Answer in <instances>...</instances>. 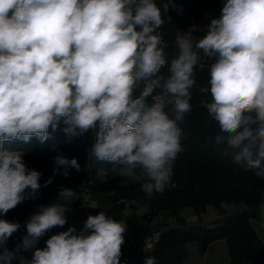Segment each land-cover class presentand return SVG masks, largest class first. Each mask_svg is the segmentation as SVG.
Segmentation results:
<instances>
[{"label": "clouds", "instance_id": "9594fccd", "mask_svg": "<svg viewBox=\"0 0 264 264\" xmlns=\"http://www.w3.org/2000/svg\"><path fill=\"white\" fill-rule=\"evenodd\" d=\"M173 9L172 0L162 6L156 0H0V217L42 187V173L4 143H44L49 128L61 123L69 138L95 130L88 159L141 182L147 196L175 187L177 121L192 110L201 60L211 61L202 91L211 95L206 107L219 125L216 143L264 178V0H224L204 35L177 31L169 54L159 30ZM61 168L67 177L80 164L57 155L54 174ZM76 198L62 188L61 202L39 206L12 250L7 242L22 226L0 218V264H121L126 223L103 211L90 214L82 229L70 226L37 247L51 229L64 227ZM28 251L30 258L23 255ZM144 264H156L155 258Z\"/></svg>", "mask_w": 264, "mask_h": 264}, {"label": "trees", "instance_id": "16d2710c", "mask_svg": "<svg viewBox=\"0 0 264 264\" xmlns=\"http://www.w3.org/2000/svg\"><path fill=\"white\" fill-rule=\"evenodd\" d=\"M162 6L167 0H156ZM224 0H172L176 9L170 10L165 23L159 30L168 45L166 52L175 48V33L190 30L199 37V31L206 28L212 18H218ZM182 9V10H181ZM211 61L201 60L194 69L195 84L190 89L192 110L177 121L181 130V151L174 162L172 182L161 194L154 192L150 197L142 190L141 182L118 176L107 162L89 160L88 152L95 143V130L69 138L61 125L53 131L49 128V138L40 143L33 138L29 143L19 140L5 142L6 151H22L29 168L42 173L41 189L34 198H29L0 217L21 224V229L8 240L12 250L26 234L25 224L39 206L61 202L58 200L62 188L76 191L77 198L70 208L75 211L76 220H86L100 211L116 220H123L126 211L136 212L145 208L142 226L134 232L133 239L145 236L151 231H160V238L154 246L143 253L122 246L121 264H144L146 257H154L156 264H190L188 246L194 244L200 254L209 251L212 245L224 244L228 264H264V178L257 177L254 170L233 160L232 149L226 144H217L220 134L218 122L207 111L211 102L209 87V67ZM166 72V69H162ZM151 102V97L149 98ZM170 118L174 114L166 109ZM64 155L76 158L80 170L68 169L69 175L54 174V158ZM107 169V175H98L99 169ZM51 183L44 187L45 181ZM222 203L229 207H222ZM89 204L96 208L88 207ZM81 205L87 207L80 208ZM212 207L217 219L209 225L203 224L201 216ZM191 211L195 222H187L183 213ZM174 220L173 226L169 225ZM253 222L260 223L256 229ZM43 237L37 247L41 246ZM41 246V247H40ZM23 255L29 258L31 251ZM13 264H17L13 261Z\"/></svg>", "mask_w": 264, "mask_h": 264}, {"label": "rangeland", "instance_id": "374dc122", "mask_svg": "<svg viewBox=\"0 0 264 264\" xmlns=\"http://www.w3.org/2000/svg\"><path fill=\"white\" fill-rule=\"evenodd\" d=\"M205 31L206 28L200 30L199 31L200 36L204 35ZM144 212H145V208H140L136 212H132V211L125 212L123 220L125 221L126 225L129 226V228H131L132 235H134V232L137 231V229H139L142 226L143 221L141 219V216ZM262 213H264V206H262ZM70 214L74 215V213H70ZM183 217L189 223L196 221V217L195 215H193L191 211L184 212ZM215 219H217V214L212 207H208L206 213L201 216L202 223L206 225H209ZM174 224L175 221L170 220L169 225L173 226ZM253 225L256 229H259L261 224L253 222ZM52 234H56L54 228L44 235L45 239L47 240ZM188 250H189V256L187 262L190 264H228L226 249L224 244L221 242L212 245L209 251L205 254H200L197 250V247L194 244H190L188 246Z\"/></svg>", "mask_w": 264, "mask_h": 264}, {"label": "built area", "instance_id": "2783aa9c", "mask_svg": "<svg viewBox=\"0 0 264 264\" xmlns=\"http://www.w3.org/2000/svg\"><path fill=\"white\" fill-rule=\"evenodd\" d=\"M89 205L88 207H91ZM85 206L86 205H81L80 208H83ZM70 212L75 214V211H70ZM160 234H161L160 231H151L147 233L145 236L135 240L133 239L131 228L127 226L126 232L124 233V244L122 246H124L126 249H134L137 252L143 253L150 250L154 246V244L159 240Z\"/></svg>", "mask_w": 264, "mask_h": 264}, {"label": "crops", "instance_id": "0c3cea01", "mask_svg": "<svg viewBox=\"0 0 264 264\" xmlns=\"http://www.w3.org/2000/svg\"><path fill=\"white\" fill-rule=\"evenodd\" d=\"M70 213H71L70 211L66 213V215H67V223L64 225L63 228H59V227L54 228L55 231H56V234H57L58 232H60V231H65V230H67V228L70 227V226H75L78 230L82 229V227H83V223H84L85 220H79V221H77V220H76V217H75L74 215H71ZM52 235H53V234H52ZM45 241H46V239H45V237H44V238H43V242H42V244H41L42 247L45 246ZM41 246H40V247H41Z\"/></svg>", "mask_w": 264, "mask_h": 264}]
</instances>
